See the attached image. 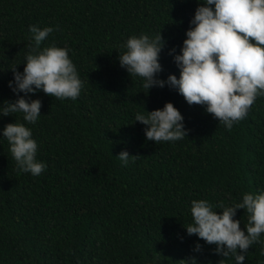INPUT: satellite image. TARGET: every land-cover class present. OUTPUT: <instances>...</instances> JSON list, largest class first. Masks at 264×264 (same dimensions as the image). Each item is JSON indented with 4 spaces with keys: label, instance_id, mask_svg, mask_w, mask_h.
<instances>
[{
    "label": "trees",
    "instance_id": "obj_1",
    "mask_svg": "<svg viewBox=\"0 0 264 264\" xmlns=\"http://www.w3.org/2000/svg\"><path fill=\"white\" fill-rule=\"evenodd\" d=\"M197 0H0V102L15 98L10 68L23 70L29 25L53 26L41 48L67 47L84 87L76 99L37 90L41 117L28 124L38 142L39 176L18 172L0 136V264H235L183 226L190 202L230 204L264 191V96L229 130L203 105L165 85L142 87L118 56L130 35L161 31V78L179 75L176 52ZM22 95V93H21ZM170 101L187 136L145 138L137 111ZM23 122L0 116V128ZM130 155L127 165L116 156ZM217 212L220 209H216ZM248 213L237 209L240 227ZM182 237V239H181ZM199 240L200 251H194ZM241 264H264V233Z\"/></svg>",
    "mask_w": 264,
    "mask_h": 264
},
{
    "label": "clouds",
    "instance_id": "obj_2",
    "mask_svg": "<svg viewBox=\"0 0 264 264\" xmlns=\"http://www.w3.org/2000/svg\"><path fill=\"white\" fill-rule=\"evenodd\" d=\"M189 25L179 52L175 47L169 49L178 76L159 75L160 53L165 45L161 31L130 35L122 45L125 50L118 56L119 65L128 74L140 77L147 91L167 85L189 105H203L230 130L247 115L256 98L264 96V0H197ZM53 31V26L29 25L31 38L23 70L16 65L10 68L12 79L7 82L15 98L0 102V116H22L23 122H9L0 128V136L8 142L17 171L32 176H39L47 165L37 159L38 142L27 126L41 117L42 102L29 94L43 90L52 97L74 100L84 87L67 47L54 43L40 47ZM134 121L145 125V138L154 142L181 140L188 132L183 115L170 101L150 111H137ZM116 156L127 165L133 155L121 150ZM237 209L249 214L246 231L235 218ZM190 213L192 222L183 226L186 234L214 244V252L232 256L235 264H241L249 246L259 242L264 233V191L245 192L230 204L193 199ZM201 247L198 240L193 250L200 251Z\"/></svg>",
    "mask_w": 264,
    "mask_h": 264
}]
</instances>
